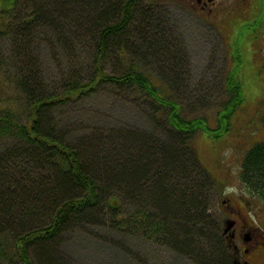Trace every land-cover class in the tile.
<instances>
[{
  "label": "trees",
  "instance_id": "obj_1",
  "mask_svg": "<svg viewBox=\"0 0 264 264\" xmlns=\"http://www.w3.org/2000/svg\"><path fill=\"white\" fill-rule=\"evenodd\" d=\"M4 1L0 40L12 49L0 59V170L12 173L0 176V262L68 264L58 250L62 236L90 225L139 233L198 264H236L214 222L215 178L193 143L198 130L217 128L207 113L185 114L208 103L185 94L171 8L146 0ZM77 44L91 50L47 88L42 49L62 48L73 60L78 52L67 49ZM10 60L19 65L13 74ZM229 71L223 91L230 96L217 102L226 126L244 99ZM103 84L150 100L151 126L101 127L71 143L54 129L50 110ZM242 177L264 201V141L247 151Z\"/></svg>",
  "mask_w": 264,
  "mask_h": 264
},
{
  "label": "rangeland",
  "instance_id": "obj_2",
  "mask_svg": "<svg viewBox=\"0 0 264 264\" xmlns=\"http://www.w3.org/2000/svg\"><path fill=\"white\" fill-rule=\"evenodd\" d=\"M4 2L0 0V12ZM245 4V0L228 3L222 0L221 11L208 14L209 18L204 21L171 6L174 29H169V32L171 41L174 39L176 43L174 50L182 55L185 62L182 78L189 84L185 94L200 101L206 99L208 103V107L201 109H186L185 114L191 117L207 113L213 129L217 128L211 132L198 130L193 139L200 160L216 181L212 212L217 221L214 222L223 231L226 216L222 210L229 209L223 205V198L242 200L245 205L240 215L254 226L249 233L250 238L246 240V247L262 251L256 257L250 255L248 259L250 264H264V245L261 243L264 242V231L260 228H264V201L242 177L247 151L264 141V0H252L247 7ZM78 46L67 49L71 54L78 52L73 60L65 57L62 48L57 54L43 48L40 52L42 59L38 63L39 72L42 78L45 77L41 83L47 88L58 84L63 76H67L69 65L80 60L82 52L91 50ZM11 49V41L2 38L0 59L11 57ZM11 62H7L6 67L13 74L12 69H17L19 65ZM107 67L110 71L116 70L113 63L108 62ZM231 70L236 71L243 84L244 99L226 126L218 120L217 102L230 96L223 89L225 77ZM132 96L115 85L103 84L84 98L51 109V122L56 119L54 129H59L71 143L78 142L79 134L87 135L93 129L101 130V127H150L154 104ZM10 173L11 169L0 170L1 177ZM224 239L228 244L225 235ZM228 240L230 244L231 239ZM58 248L68 264H198L173 248L144 239L139 233L124 234L108 226L73 227L62 236ZM226 249L230 251L228 245Z\"/></svg>",
  "mask_w": 264,
  "mask_h": 264
},
{
  "label": "flooded vegetation",
  "instance_id": "obj_3",
  "mask_svg": "<svg viewBox=\"0 0 264 264\" xmlns=\"http://www.w3.org/2000/svg\"><path fill=\"white\" fill-rule=\"evenodd\" d=\"M163 3L166 2H174L176 6L180 7L184 11L193 14L197 17H201L203 19L209 18L208 14H212L213 12H219L221 11V3L222 0H161ZM231 0H226V2H230ZM247 7L248 4L250 5L252 0H245ZM241 203H239V202ZM236 200V198H223L222 202L223 205L228 207L229 209H223V214L226 216V219H233L234 226L233 230L235 233L234 239L230 242L231 247L234 251L235 257H236V263L237 264H250L249 256L254 255L253 257H256L257 255L261 254L262 251L259 250V248H247V242L246 240L248 237L250 238V231L253 230L254 226L249 221H247L242 215L244 202L242 203V200ZM240 215V216H239ZM264 223V222H263ZM239 228V229H238ZM261 230L264 231V228L261 226ZM249 231V232H248ZM238 243H236V241ZM264 245V243L262 244ZM243 249V251H241Z\"/></svg>",
  "mask_w": 264,
  "mask_h": 264
},
{
  "label": "water",
  "instance_id": "obj_4",
  "mask_svg": "<svg viewBox=\"0 0 264 264\" xmlns=\"http://www.w3.org/2000/svg\"><path fill=\"white\" fill-rule=\"evenodd\" d=\"M234 221L228 219L226 221V227H225V232L229 233L228 235L232 238L234 236V233L232 232V227H233Z\"/></svg>",
  "mask_w": 264,
  "mask_h": 264
}]
</instances>
